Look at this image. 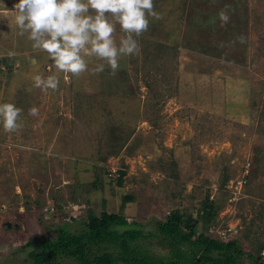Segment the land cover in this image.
<instances>
[{
  "label": "rangeland",
  "instance_id": "obj_1",
  "mask_svg": "<svg viewBox=\"0 0 264 264\" xmlns=\"http://www.w3.org/2000/svg\"><path fill=\"white\" fill-rule=\"evenodd\" d=\"M16 3L0 0V57H12L0 103L22 109L23 125H0V264H28L37 240L78 230L71 220L87 209L153 232L172 208L194 214L205 194L244 253L264 244V0H154L160 18L148 17L138 54L115 75L79 77L56 72L18 34ZM52 74L57 90L34 87V76ZM111 167L124 171L119 186L104 174ZM233 191L240 198L229 201ZM137 242L166 252L154 236Z\"/></svg>",
  "mask_w": 264,
  "mask_h": 264
},
{
  "label": "trees",
  "instance_id": "obj_2",
  "mask_svg": "<svg viewBox=\"0 0 264 264\" xmlns=\"http://www.w3.org/2000/svg\"><path fill=\"white\" fill-rule=\"evenodd\" d=\"M11 62V56L0 57V73L1 67L9 68ZM108 173L107 169L106 177L119 186L123 169ZM97 184L100 185L96 176L91 186ZM130 200V195L123 196L119 210ZM218 208L205 194L194 214L186 208H172L162 220L154 221L153 232H147L140 223L127 222L120 212L101 211L95 215L87 209L84 220H71L79 223L78 230L59 226L54 237L36 241L37 247L28 251L26 261L28 264H264L261 254L264 244L258 245L254 253H244L236 238L223 241L219 235L210 234L208 229ZM148 236H154L156 244L166 252L156 254L146 243L137 242ZM243 253L248 263L242 262Z\"/></svg>",
  "mask_w": 264,
  "mask_h": 264
},
{
  "label": "clouds",
  "instance_id": "obj_3",
  "mask_svg": "<svg viewBox=\"0 0 264 264\" xmlns=\"http://www.w3.org/2000/svg\"><path fill=\"white\" fill-rule=\"evenodd\" d=\"M13 8L18 34H27L33 50L46 53L56 72L75 77L85 72L99 74L106 67L115 75L122 57L138 54L136 37L148 30V17L160 18L154 0H18ZM218 16L222 25L230 19L226 9ZM117 26L122 33L118 40ZM238 39L243 42V37ZM33 82L44 92L59 87L55 74L36 75ZM21 113L12 103H0V125L5 132L22 128ZM38 114V108L29 109V115Z\"/></svg>",
  "mask_w": 264,
  "mask_h": 264
},
{
  "label": "built area",
  "instance_id": "obj_4",
  "mask_svg": "<svg viewBox=\"0 0 264 264\" xmlns=\"http://www.w3.org/2000/svg\"><path fill=\"white\" fill-rule=\"evenodd\" d=\"M109 170V175L112 174L114 172V168L111 167L108 169ZM237 190V188H234V191ZM232 192L231 194V198H229V201H236L238 200L240 197L237 196V193L236 192ZM44 210L45 211H48V212H52V207H46L44 206ZM217 218H215L214 220V223L210 226V228L208 229L210 234L213 235H219L221 237V239L223 241H226L228 238L230 237H233L234 233H235V228L234 229H231L230 227L226 226L225 224L223 223H220L216 220Z\"/></svg>",
  "mask_w": 264,
  "mask_h": 264
}]
</instances>
